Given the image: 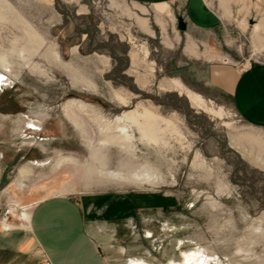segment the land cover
Segmentation results:
<instances>
[{"label":"rangeland","instance_id":"rangeland-1","mask_svg":"<svg viewBox=\"0 0 264 264\" xmlns=\"http://www.w3.org/2000/svg\"><path fill=\"white\" fill-rule=\"evenodd\" d=\"M110 1L0 0V12L10 10L0 16V158L7 174L0 183V221L7 216L11 223L21 208L28 212L55 194L146 197L159 203L141 213L147 217L133 229L126 246L145 255L132 259L264 264V130L247 125L230 99L197 82L181 49L162 44L152 18L154 38L146 36L148 25L144 32L136 25L129 2L122 0L126 13ZM247 2L252 13L242 23L248 29L228 27L231 47L219 35V50L239 66L264 62V51L256 52V37L264 40V6ZM235 19H243L237 7ZM29 36L39 51L28 62L42 78L18 57L30 48ZM69 101L95 111L77 112L84 137L61 110ZM122 115L131 142L123 150L99 145L102 127L93 119ZM32 164L37 171L27 189H13ZM87 167L96 173L88 185L82 179ZM109 171L137 173L152 184L120 187L97 178Z\"/></svg>","mask_w":264,"mask_h":264},{"label":"crops","instance_id":"crops-1","mask_svg":"<svg viewBox=\"0 0 264 264\" xmlns=\"http://www.w3.org/2000/svg\"><path fill=\"white\" fill-rule=\"evenodd\" d=\"M115 1L118 6L110 1L113 8H125L122 0ZM124 1L136 11L132 13L134 21L143 32L149 28L145 33L153 34L152 18L160 29L162 44L181 49L182 60L191 64L187 68L197 82L230 99L247 125L264 130V62L255 60L239 66L218 47L219 35L228 47L233 45L228 37L230 25L242 31L248 29L242 23L244 19L248 22L252 13L247 0ZM258 1L264 6V0ZM222 6H228L229 11H223ZM235 7L242 21L235 19ZM178 17L187 24L185 32L177 28ZM262 29L259 26L257 33ZM151 35L146 36L156 37L155 32ZM256 40H261L256 50L261 53L264 40L260 35ZM34 168L33 165L28 177L15 182L13 189H27L25 182L37 171ZM5 175L0 158V183ZM156 203L159 201L146 197L112 193L46 197L26 213L24 221L17 217L11 223L7 220L8 227L0 222V264H149L142 257L132 259L145 253H132L126 245L135 225L147 217L140 218L141 213L152 210Z\"/></svg>","mask_w":264,"mask_h":264},{"label":"bare ground","instance_id":"bare-ground-1","mask_svg":"<svg viewBox=\"0 0 264 264\" xmlns=\"http://www.w3.org/2000/svg\"><path fill=\"white\" fill-rule=\"evenodd\" d=\"M10 10L9 9H5L3 12H0V16L2 17H7L8 15H10ZM29 43H32L33 38L29 36ZM28 43V47L32 48L33 50H29L27 51L26 49V54L23 52H20L18 54L19 60L20 62H25L27 64H25V69L34 77L36 78H42L43 77V73L41 71V69H39L36 65H34V63H29L28 60L32 59L33 57L36 56V53L39 51V44L35 42V44L32 43L29 44ZM56 57L58 58L59 56L56 54ZM0 65H3L5 67L4 63H1ZM1 77V74H0ZM121 104V103H120ZM122 105V104H121ZM64 117L66 118V120L74 127V129L84 137L85 134V130L84 127L82 126L81 121L79 120V115H77L78 113H81L82 115H86L87 113H95L94 109L92 107H88V105L80 102V101H69L66 104H64L61 108ZM127 119V117L125 116H120V117H114L112 120H106V119H102V118H94L93 121H95L96 123L98 122V124L100 125V127H102V136H104L103 141L99 144L101 146H107V144H112L118 147H120V149H124L125 145L129 144L131 142V134H130V129L129 127L124 123L125 120ZM34 129H36L35 126H33ZM87 147L90 149V146L87 145ZM91 155L95 152L94 149L89 150ZM69 160L64 159V160H58L56 162V167L61 166L62 164L68 162ZM95 170V169H94ZM93 172L94 174L95 171H92L91 167H87L85 169L84 175L82 177V179L84 180V182L86 183V185L91 184L93 182V180L95 178H93ZM133 173V172H132ZM122 173V172H107L102 174L101 176H97V178H99L100 180L102 179L103 181H107L109 183L115 184L117 186H124V187H140L143 185H148L150 186L152 184L150 178L145 177V178H141L137 175V173ZM137 175V176H136ZM101 180V181H102ZM22 212L19 215H15L13 213V211H15V209L10 208L9 210V214H14L18 220L24 221L26 218V213H27V209L21 208ZM8 217L4 216L1 219V224L4 227H8L9 224L7 222Z\"/></svg>","mask_w":264,"mask_h":264},{"label":"water","instance_id":"water-1","mask_svg":"<svg viewBox=\"0 0 264 264\" xmlns=\"http://www.w3.org/2000/svg\"><path fill=\"white\" fill-rule=\"evenodd\" d=\"M177 22H178V26H177L178 30L180 32H185L187 29V24L184 22V19L182 17H178Z\"/></svg>","mask_w":264,"mask_h":264}]
</instances>
